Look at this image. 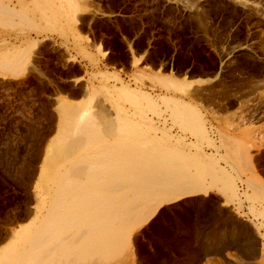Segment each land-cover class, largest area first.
<instances>
[{"label": "rangeland", "instance_id": "rangeland-1", "mask_svg": "<svg viewBox=\"0 0 264 264\" xmlns=\"http://www.w3.org/2000/svg\"><path fill=\"white\" fill-rule=\"evenodd\" d=\"M89 1L0 0V264H241L212 252V227L264 264V0ZM79 22L114 69L131 40L172 75L102 71ZM53 37L65 50L45 44L35 59ZM72 50L96 70L80 105L44 84ZM184 73L216 80L193 88ZM212 191L224 207L198 198ZM246 204L258 246L230 221Z\"/></svg>", "mask_w": 264, "mask_h": 264}, {"label": "crops", "instance_id": "crops-1", "mask_svg": "<svg viewBox=\"0 0 264 264\" xmlns=\"http://www.w3.org/2000/svg\"><path fill=\"white\" fill-rule=\"evenodd\" d=\"M82 6L87 5L89 9H92V4L89 0H78ZM94 7V6H93ZM86 13H82L79 15V19L83 16H85ZM116 17H113L112 19H115ZM100 19V18H99ZM103 19V18H102ZM124 19V18H123ZM77 30L78 33L83 38H88L89 41L84 44V47L87 48L88 51H91L101 62L100 68L102 71H109L114 72L116 71L120 77L124 80L130 79V77L134 75H146L147 77H159L162 79L169 78L172 73L171 72H164V69L162 66H158L157 68H154L148 63H146V59L148 57L147 48H144L142 51H135V53H132V50L130 48V41L125 42L124 45V51L128 55V66L114 69L116 66L111 60V51L106 46L105 42L102 41V39H96L92 36L91 31L88 26H86L84 23H78L77 24ZM33 39H35V36H32ZM71 41V39H70ZM65 43V40L60 39L58 37H53L50 39H45L44 41H41L40 44L37 45L36 49L34 50L35 59L38 58V55L45 44H49V46L61 48L65 50V47L62 46V44ZM29 44V42H28ZM27 44V45H28ZM101 47L102 52L106 56H100L98 48ZM76 56L77 60L73 61L72 58ZM57 63V62H55ZM59 63L61 64V69L58 71V76L54 78V84L46 85L44 82L46 88H50L51 91L48 93V95H52L53 97H63L68 99L70 102H72L75 105H80L84 101L88 99V94L85 91L86 86H91L92 82V73L96 71L94 67L90 64V61L86 59H82L77 51H65L64 55L59 59ZM105 66V67H104ZM181 80L186 79L187 82L192 83L193 88L198 87H204L210 85L212 82H214L216 79L213 77H205V76H188L186 73L180 77ZM89 84V85H88ZM98 84L95 82V85ZM56 86V87H55ZM82 88V89H81ZM91 108V106H89ZM216 113L222 116H229L234 111H228L224 108H218L214 109ZM264 122L261 121L259 124L256 125L257 130H262ZM255 132V131H254ZM254 161H257L260 157V154L255 153L253 154ZM257 163V162H256ZM255 163V164H256ZM257 165V164H256ZM258 175L261 177V179L264 181V172L261 171V168H258ZM218 193L215 191L210 192L208 195L204 194H198L199 197H205V198H211L214 195H217ZM218 194L217 196H219ZM221 202L219 203L218 208H222L225 205V198L220 195ZM230 208H232V205H229ZM233 210V208H232ZM234 211V210H233ZM245 216L241 214H237L234 211V215L230 218V221L235 222L238 224L241 228L246 230L248 236L253 235L255 241L257 242L258 246V236L257 232L254 228L256 224H260V220H257L254 216L248 213V205H245L244 208ZM227 221V220H226ZM225 223V222H224ZM219 221L217 220L216 223H214V226H218ZM232 237V233H229V230H225L224 232L216 231L213 227L206 232L205 241H211L210 247L212 249V252H236L237 257L239 260L242 261L241 264H251V261L248 259H245L244 252H251L250 247L248 246V242L250 240H243L239 242H229ZM230 243L228 246H224V243ZM224 247V248H223ZM231 259H234L232 257H228Z\"/></svg>", "mask_w": 264, "mask_h": 264}, {"label": "bare ground", "instance_id": "bare-ground-1", "mask_svg": "<svg viewBox=\"0 0 264 264\" xmlns=\"http://www.w3.org/2000/svg\"><path fill=\"white\" fill-rule=\"evenodd\" d=\"M197 183V182H196ZM198 185V184H197ZM166 189V188H165ZM170 189V188H169ZM168 189V190H169ZM162 190V189H161ZM163 191V190H162ZM161 191V192H162ZM164 193H165V191H164ZM167 193V192H166ZM173 193H174V191H173ZM160 195V194H159ZM176 195V194H175ZM158 196V195H157ZM166 196V195H165ZM170 196H171V194H170ZM173 196V195H172ZM159 198V197H158ZM162 198V197H161ZM173 198V197H172ZM163 199V198H162ZM174 199V198H173ZM176 199V198H175ZM158 200V199H157ZM160 200V199H159ZM164 200H165V197H164ZM162 201V200H161ZM169 202L171 201V200H168ZM144 216H145V214H144ZM148 218V217H147ZM147 218H146V220H147ZM145 220V219H144Z\"/></svg>", "mask_w": 264, "mask_h": 264}]
</instances>
